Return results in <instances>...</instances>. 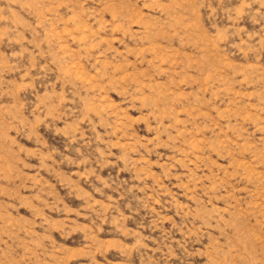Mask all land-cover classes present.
<instances>
[{"label":"rangeland","instance_id":"obj_1","mask_svg":"<svg viewBox=\"0 0 264 264\" xmlns=\"http://www.w3.org/2000/svg\"><path fill=\"white\" fill-rule=\"evenodd\" d=\"M0 264H264V0H0Z\"/></svg>","mask_w":264,"mask_h":264}]
</instances>
